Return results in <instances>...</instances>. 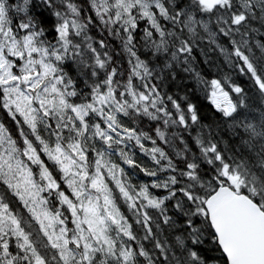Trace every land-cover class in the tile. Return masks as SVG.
Returning a JSON list of instances; mask_svg holds the SVG:
<instances>
[{
  "label": "snow or ice",
  "instance_id": "1",
  "mask_svg": "<svg viewBox=\"0 0 264 264\" xmlns=\"http://www.w3.org/2000/svg\"><path fill=\"white\" fill-rule=\"evenodd\" d=\"M0 264H264V0H0Z\"/></svg>",
  "mask_w": 264,
  "mask_h": 264
}]
</instances>
